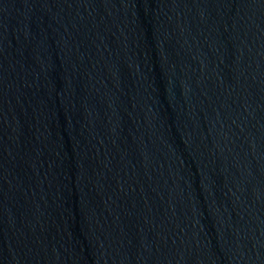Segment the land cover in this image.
<instances>
[{
    "label": "water",
    "instance_id": "95a60500",
    "mask_svg": "<svg viewBox=\"0 0 264 264\" xmlns=\"http://www.w3.org/2000/svg\"><path fill=\"white\" fill-rule=\"evenodd\" d=\"M0 264H264V0H0Z\"/></svg>",
    "mask_w": 264,
    "mask_h": 264
}]
</instances>
